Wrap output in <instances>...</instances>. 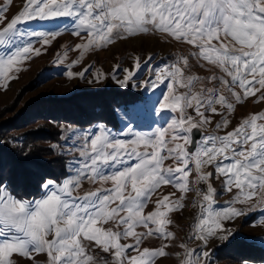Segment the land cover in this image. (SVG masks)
<instances>
[{"label":"snow or ice","instance_id":"6c2138e0","mask_svg":"<svg viewBox=\"0 0 264 264\" xmlns=\"http://www.w3.org/2000/svg\"><path fill=\"white\" fill-rule=\"evenodd\" d=\"M6 12L7 7L0 9V49L10 50L0 52V88L5 90L27 60L40 56L62 34L59 29L22 32L20 25L70 18L71 34L84 41L72 49L79 58L70 68L92 50L151 33L195 49L191 56L200 67L207 64L223 74H213L207 83L218 81L231 100L218 94V89L205 87L204 78L186 75L188 57L157 69L155 81L143 86L154 89L168 81L158 101L161 113L175 114L167 127L146 134L131 128L113 132L100 124L96 131L74 133L83 140L77 149L69 143L72 136L66 139L69 150H78L81 157L72 162L75 175L61 183H44L45 192L36 200L17 198L0 187V264H17L15 256L41 264L35 259L40 254L46 256L43 264H156L168 255L170 245H142L149 238H175L168 231L173 224L170 214L183 210L185 194L192 191L198 198L193 207L199 211L191 238L205 248L210 239L228 240L233 230L226 223L250 212L259 210V223L264 224V111L242 119L223 136L203 137L195 150H189L193 129L211 124V115L222 116L216 128L226 129L230 121L223 118L222 110L231 115L236 104L257 93L256 102L264 100V0H25L11 20ZM33 38L40 47L32 43ZM66 57L67 51L63 57L58 54V62ZM139 68L137 58L131 69H124L122 79L115 74L112 78L127 88ZM87 71L69 70L67 77H83ZM104 78L103 72L94 73L96 83ZM168 160L172 165H165ZM213 178L232 193L219 210L214 209ZM85 180L100 187L79 195ZM201 183L206 189L198 187ZM168 185L180 195L159 196L153 211L145 213L152 196ZM179 247L183 250L177 256L180 264H209L210 251L197 254L186 243ZM96 249L111 260L94 255Z\"/></svg>","mask_w":264,"mask_h":264},{"label":"rangeland","instance_id":"374dc122","mask_svg":"<svg viewBox=\"0 0 264 264\" xmlns=\"http://www.w3.org/2000/svg\"><path fill=\"white\" fill-rule=\"evenodd\" d=\"M24 2L25 0H0V9L7 7L6 16L8 20H11V18L18 14L22 9ZM58 29L62 30V34L53 41L45 51H42L40 56L33 55L27 60L23 65V70L15 74L17 78L8 82L6 90L0 88V109L11 106L14 99L18 97L19 92L24 89L20 98L17 100L19 105L17 104L16 110L12 113L6 114L2 120L12 117L25 103L37 98H66L85 91H97L104 88L109 89L111 87L124 90L126 88L120 87L112 78L113 74H115L117 79H122L124 76V69H131L137 58L140 62V68L127 88L131 87L132 90L142 92L144 100L139 104L129 105L128 107H122L117 110L118 126L116 128L105 126L106 128L112 129L113 132H117L119 129L127 131L128 128H131L135 132L150 134L157 128L168 126L175 114L171 112L161 113L158 105V101L162 99V94L167 91L168 81L158 84L154 89L144 87L143 84L144 82L151 84L155 81L157 69L166 68L175 63L176 60L182 56L189 58L190 67L185 69L186 75L202 77L205 80V87H214L219 90L218 94L222 93L229 96V94L223 90L218 81L207 83V78L213 74L218 77L223 74L218 69L207 64H204V67H200L196 59L191 56V53L195 51V49L187 44L178 43L171 39L164 40L160 35H153L151 33L147 35H138L128 39L118 40L101 50H92L85 54L79 64L70 68L69 66L72 62L79 58V52L73 51L72 49L76 44L84 42L81 37L71 34L73 24L70 18H57L50 21H33L20 25V30L22 32L33 30L55 31ZM32 43L36 47H40L36 38H33ZM8 51L10 50L0 49V52L5 54H7ZM65 51H67V57L64 58L62 63L58 62V54L63 57ZM200 63L204 62L201 61ZM180 66L183 67L182 64ZM85 68H88V71L84 73L83 77L76 76L72 79L67 77V72L69 70L74 73H80ZM97 72H103L105 74V78L100 83H96L94 79V73ZM90 80L92 83H89ZM199 89L200 85L197 84L195 90L199 91ZM179 91H184V89H179ZM236 91H239V89H236ZM259 96L260 93H257L256 97L250 96L242 103L236 104L234 112L231 115H228L226 110H222L224 112L223 118H227L230 121L226 129L216 128V124L221 121L222 116L209 114L211 115V124L203 129L197 128L201 132L197 144L203 137L208 135L214 134L223 136L226 132L232 131L242 119L247 118L251 114L264 111V100L256 102L257 97ZM229 99L231 100L230 96ZM217 108L218 110H221L219 105H217ZM188 111L192 115H195L192 109H189ZM197 119L199 118L197 117ZM100 124L101 123H98L87 128H76L66 125L60 126L61 136L58 142L51 144L48 143L47 145L51 147L56 154L66 159L67 174L61 181H53L54 183H61L70 175H75V166L72 162H78L81 159L78 150H69L66 145L67 137L72 136V141L69 143H75L78 149L83 144V140L74 135V133L78 134L86 131H96L97 126ZM119 138L124 137L119 136ZM53 145H56V147L53 148ZM165 165H172V161H165ZM208 170L214 172L213 168H209ZM193 178L194 173L193 176H190V179ZM211 184L216 190L214 209L219 210L226 206V202L231 199L232 193L224 190L221 180L219 179L213 178ZM98 187H100L99 184L93 185L85 180L82 183L81 188L78 190V194L82 195L85 191L94 190ZM105 187H111V185H105ZM198 187L202 190L206 189V185L203 183L198 185ZM44 192L45 189L42 186V195L36 199H41ZM174 192L176 193V196L180 195V193L176 192V189L171 185L162 186L157 193L152 196L151 201L145 208V213L153 211L155 201L159 196ZM197 199L195 191L186 193L183 201L185 205L183 210L170 214L173 224L168 227V231L174 233L175 238L173 240L162 241L157 238H149L143 243L142 247L148 248H158L163 243H168L170 245L166 249L168 255L157 259L156 264H180L177 256H182L183 254V250L179 247L181 243H186L189 249L195 250V252L199 254L205 250L210 251L213 247H217L234 237H241L251 241L258 245L260 249L264 250V224L259 223L262 218V214L259 210L227 222L226 227L233 230V235L226 241L213 238L209 240L207 247L205 248L201 241L191 238L193 236L192 226L195 223V217L198 215L199 211L198 207H193V203L196 202ZM238 207L242 206L238 205ZM138 231H143V229H138ZM93 254L101 255L104 256L105 259L111 260L110 256L100 252L99 249H96ZM14 259L17 264H33V261L19 256H15ZM35 259L43 264L46 260V256L40 254L36 256ZM242 264H264V257L257 261H246Z\"/></svg>","mask_w":264,"mask_h":264},{"label":"trees","instance_id":"16d2710c","mask_svg":"<svg viewBox=\"0 0 264 264\" xmlns=\"http://www.w3.org/2000/svg\"><path fill=\"white\" fill-rule=\"evenodd\" d=\"M23 91L11 106L0 109V187L20 199H36L42 195L45 182H59L66 176V159L47 145L58 142L60 126L87 128L101 123L116 128L117 110L144 100L143 93L131 87H111L66 98H37L2 120L16 110ZM210 252L209 264H242L264 257L263 249L241 237Z\"/></svg>","mask_w":264,"mask_h":264},{"label":"water","instance_id":"95a60500","mask_svg":"<svg viewBox=\"0 0 264 264\" xmlns=\"http://www.w3.org/2000/svg\"><path fill=\"white\" fill-rule=\"evenodd\" d=\"M200 134H201V132L199 131V129H193L192 135H191L192 144L189 147L190 151H193L195 149V146L197 144V140L200 137Z\"/></svg>","mask_w":264,"mask_h":264}]
</instances>
